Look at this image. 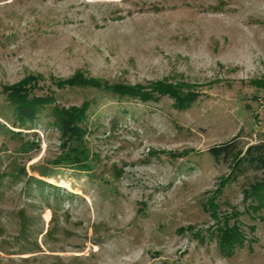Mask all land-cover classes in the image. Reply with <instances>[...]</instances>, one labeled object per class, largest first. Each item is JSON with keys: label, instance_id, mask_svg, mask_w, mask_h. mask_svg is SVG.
Returning <instances> with one entry per match:
<instances>
[{"label": "rangeland", "instance_id": "1", "mask_svg": "<svg viewBox=\"0 0 264 264\" xmlns=\"http://www.w3.org/2000/svg\"><path fill=\"white\" fill-rule=\"evenodd\" d=\"M235 136L264 141V0H0V264H264Z\"/></svg>", "mask_w": 264, "mask_h": 264}, {"label": "trees", "instance_id": "2", "mask_svg": "<svg viewBox=\"0 0 264 264\" xmlns=\"http://www.w3.org/2000/svg\"><path fill=\"white\" fill-rule=\"evenodd\" d=\"M12 92H10L9 96L11 99H13L14 102L18 103V112H19V117L22 118L23 120L25 118H32L36 113V102L34 99L28 100L27 94L23 93L24 90L20 91L15 88H12ZM15 89V90H14ZM121 92V91H120ZM174 92L173 90L170 89H161V93H171ZM132 95L138 96L140 95L143 99H150L151 95L149 93H131ZM194 100V98H191L190 101ZM68 116L71 119H83L81 114H76L75 113H69ZM64 123V126L67 125V122L70 120H62ZM71 125V124H70ZM68 126V125H67ZM70 127V126H68ZM65 127L67 131V135L69 134V139L72 140L73 138H77V129L76 131L71 130V128ZM80 131V130H79ZM239 136L233 137L231 140H228L223 143L216 144L212 147L209 148V152L213 155V157L217 160L219 159H225L226 161H232L234 162L233 164V173L232 176L236 180L237 177L243 173L245 170L251 168L257 171H264V141L250 144L248 145L245 149L241 148L239 146ZM35 180H37L35 178ZM50 180V179H48ZM39 185H49L46 182H38ZM50 186V185H49ZM52 187H55L52 185ZM264 190V179L258 181L255 183L252 187V191L255 193H262Z\"/></svg>", "mask_w": 264, "mask_h": 264}]
</instances>
